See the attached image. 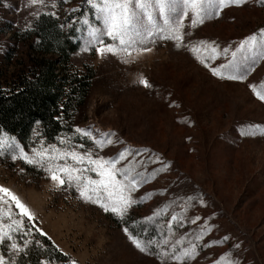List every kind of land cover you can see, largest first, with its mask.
<instances>
[{
	"label": "rangeland",
	"instance_id": "1",
	"mask_svg": "<svg viewBox=\"0 0 264 264\" xmlns=\"http://www.w3.org/2000/svg\"><path fill=\"white\" fill-rule=\"evenodd\" d=\"M29 2L0 0V81L5 86L32 66L36 55L18 33L33 26L34 13L56 12L65 31L71 20L86 18L87 25H74L79 46L70 56L69 68L92 72L93 77L83 103L67 121L70 129L58 137H70L73 144H83V150L105 159H118L128 149L117 168L139 181L122 221L82 200L74 187L57 188L43 170L11 159L8 141L15 140L30 154L41 136L32 131L24 143L0 133L6 142V152L0 155V186L12 190L35 213L37 226L69 257L65 264H175L158 259L162 249L155 244L149 252H139L124 227L142 242L167 237V250L197 244L196 256L186 264H216L221 256L236 264H264V101L249 87L264 92V48L257 44L253 50L237 52V62L248 68L243 81L212 76L188 50L204 42L207 50L198 54L205 59L213 55L215 45L219 58L209 59V66L227 63L241 41L251 35L260 40L264 0L226 7L220 16L195 28L190 13L179 49L174 41L157 39L147 44L150 52L136 58L134 51L129 63L123 62L122 53H96L99 45L90 42L89 31L102 28V22L84 0L67 4L55 0V9L50 7L53 0H44L48 7H29ZM77 7L80 12L69 16V10ZM150 11L154 22L163 26L158 10ZM100 38L105 44L114 43L107 36ZM225 47L230 49L227 58ZM141 77L149 88L138 83ZM77 127L96 138L114 133V142L105 141L97 149L73 131ZM57 138L42 139L58 144ZM173 215L177 220L170 228ZM195 217L200 219L192 223ZM197 235L203 239L196 241ZM179 240L183 244L176 245Z\"/></svg>",
	"mask_w": 264,
	"mask_h": 264
},
{
	"label": "snow or ice",
	"instance_id": "2",
	"mask_svg": "<svg viewBox=\"0 0 264 264\" xmlns=\"http://www.w3.org/2000/svg\"><path fill=\"white\" fill-rule=\"evenodd\" d=\"M65 4L70 0H63ZM91 10L94 11L98 20L102 22V28H92L89 31L90 42L99 45L95 51L98 55L111 53L112 55L123 54L126 59L124 63H129L133 59L132 53L135 51L138 58L140 55L148 53L151 48L147 47L149 43H155L159 40H171L176 42L178 49L184 40V20L186 17L191 19V27L195 28L197 24H203L205 19L213 16H220L221 11L229 6L240 7L247 3V0H84ZM40 4L45 5L44 0H30L29 7ZM55 9L57 4L55 0L50 5ZM150 9H157L159 20L163 26L154 22ZM80 12V8L69 10V16L72 13ZM56 17V12L45 13ZM39 17L40 13H34ZM87 25L89 21L77 17L68 23L69 28L74 27L75 23ZM166 33V34H165ZM107 36L114 43L105 44L100 38ZM257 44L264 48V30H261L260 40L256 35H251L241 41L236 51H232V59L227 63L217 67H210L209 59H218L217 47L212 45V53L209 57L201 59L199 52L201 49L207 50V45L200 42L199 45H191L188 50L196 55V59L207 68L212 76L219 79L230 81H243L248 72V68L236 60L237 52L247 48L253 50ZM88 51V46L84 48ZM224 57L227 58L230 51L225 47L222 49ZM227 73V74H226ZM138 83L144 88H149V82L143 77L139 78ZM257 99L264 101V92L256 91L255 87L250 85ZM62 119V117H57ZM40 124V121H36ZM36 137H40L39 129H34ZM81 138H88L97 148L102 149L107 144L111 145L114 141L111 137L114 133L104 134L102 138L93 137L88 129L79 127L73 129ZM58 144H46L41 138L36 147L31 148L30 154L25 151L15 140L7 142V150L11 151L13 161L20 160L27 165H33L43 170L47 178L53 182L57 188L63 189L65 186L78 192L79 197L92 204L97 205L105 213H111L120 220H124L128 208L133 203L130 195L131 191L139 186V181L134 177H129L126 171L117 168L120 160L125 158V152L119 153L118 159H105L91 150H83V144H73L70 137H58ZM6 142L0 138V155L6 152ZM168 165L164 164L163 169ZM94 174V176H93ZM95 177V178H94ZM128 193V194H126ZM200 217H195L191 222L196 223ZM177 220L173 215L168 221L171 228L172 222ZM35 213L8 187L0 186V249L6 251V255L0 254V264H18L19 257H26L30 246L35 243L42 247L39 240L29 239L33 233H38L41 237L46 233L35 223ZM124 234L131 244L141 253L149 252V249L155 244L162 250L157 254L158 259L168 258L175 264H186L187 261L196 256L197 244L192 243L187 247H181L179 251L167 250L165 246L168 239L165 237L161 241L148 240L142 242L134 234L129 232L128 227H124ZM203 239L202 235L195 237L196 241ZM225 239H227L225 237ZM183 244V240L176 241V245ZM210 247L211 245H206ZM58 250V249H57ZM236 264V261L221 256L216 264ZM39 264H52L51 260L41 259ZM69 264H76L75 261H69Z\"/></svg>",
	"mask_w": 264,
	"mask_h": 264
},
{
	"label": "trees",
	"instance_id": "3",
	"mask_svg": "<svg viewBox=\"0 0 264 264\" xmlns=\"http://www.w3.org/2000/svg\"><path fill=\"white\" fill-rule=\"evenodd\" d=\"M36 55L26 73L18 74L7 85L0 81V133L26 143L36 126L45 141H54L69 130L71 112L80 106L90 87L93 73H79L69 68L70 56L78 48L76 29L64 30L61 21L41 14L31 28L18 33ZM62 117V119H57ZM40 121V124H36ZM33 243L18 264H39L41 259L52 264H65L69 257L46 236L33 233ZM0 254L6 255L4 249Z\"/></svg>",
	"mask_w": 264,
	"mask_h": 264
}]
</instances>
